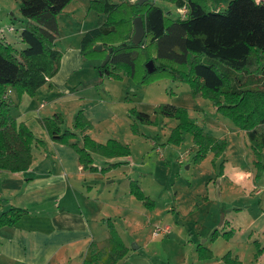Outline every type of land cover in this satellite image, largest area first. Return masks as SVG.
Here are the masks:
<instances>
[{"label": "rangeland", "instance_id": "obj_1", "mask_svg": "<svg viewBox=\"0 0 264 264\" xmlns=\"http://www.w3.org/2000/svg\"><path fill=\"white\" fill-rule=\"evenodd\" d=\"M90 1L71 0L69 7L58 12V34L54 40V44L57 40L56 49L59 50L60 45H70L71 40L79 42L80 45L85 32L82 35L73 33L82 29V26L95 29L103 24L105 15L93 8L90 10ZM121 1L124 0H108L115 4ZM213 1L221 9L228 2L208 0L210 7H213ZM150 2L160 7L169 3L163 0ZM73 6L76 10L72 13ZM183 7L178 4L179 15L184 13ZM87 12L91 14L83 24ZM97 14L103 19H100L99 26ZM26 23L20 13L19 0H0V27L11 25L16 29L11 34H15L17 38L8 34V39L16 51L26 47L20 38L21 29ZM3 35L0 40L7 42L5 34ZM97 45L99 43L93 48L96 49ZM103 59L99 54L82 57L81 70L71 78L74 80L71 94H75L73 97L77 98L76 102L54 105L50 96L44 93L51 89L47 81L36 89L42 87L43 91L35 96V105L39 106L43 102L45 106H52L49 118L59 116L62 130L73 129L74 119L80 114L91 124L85 131L90 138L104 142L115 139L130 147L129 161H103L104 171H92L105 173L103 184L111 188L113 194L117 192L120 195L122 212L113 210L112 207L107 218L117 229V233H120L118 235L121 240L129 247L127 256L117 264H229L224 259L229 251L240 253L244 264H258L256 254L259 250L255 247L254 240L260 246L264 245V217L257 219L249 228H246V222L255 218L259 209L264 208V147L259 154L258 165L244 130L220 110L221 108H217L218 104L213 96L196 91L190 81L164 75L142 83L138 80L139 75L132 78L123 70H119L118 78L108 74L101 76L98 67ZM56 93L55 91L51 95V99L60 97L61 93ZM16 95L17 90L14 88L11 107L13 116H19L17 114L21 95ZM217 99L221 104L225 103L224 96ZM163 103L184 109L189 119L216 139L213 143L221 146L222 151L217 156L213 153L210 156L220 157L217 158V170L221 168V163L227 162L241 172L249 171V181L218 179L216 168L209 160L201 164L202 161L197 163L190 157L186 161L190 149L193 154L196 151L193 135L190 130L178 127L177 118L154 112ZM132 109L147 113L151 121L141 122L131 113ZM76 133L74 139L80 144L83 136L80 131ZM175 137H178V141L173 140ZM116 168L119 169L113 170ZM256 175L258 178L253 184ZM131 180L138 183L142 192L154 202V208L148 209V204L130 191ZM235 216H239L237 219L240 220L234 222L237 223L234 224V227H238L237 233L234 236L223 235L228 229V226L222 224L224 218L231 221L236 219ZM156 224L162 228L167 225V230L155 237L152 231ZM215 229L219 235L213 238ZM250 230L253 240L248 244L251 247L244 244V238L249 235ZM198 246L208 248L212 256L202 258Z\"/></svg>", "mask_w": 264, "mask_h": 264}, {"label": "trees", "instance_id": "obj_2", "mask_svg": "<svg viewBox=\"0 0 264 264\" xmlns=\"http://www.w3.org/2000/svg\"><path fill=\"white\" fill-rule=\"evenodd\" d=\"M19 1L20 13L27 22L20 32L26 47L16 51L11 44L0 40V169L11 172L29 167L35 138L23 122L15 120L10 109L13 103L4 94L11 87L19 96L22 93L33 96L39 86L58 72L62 54L54 45L58 34L56 16L71 0ZM163 1L183 5L186 12L173 17L150 0L142 4L91 0L90 10L104 14L106 19L99 27L85 32L80 41L81 57L99 54L104 58L109 54L108 62L98 67L101 76L118 78L119 70H123L132 78L139 75L142 83L164 75L190 81L196 91L213 96L217 108L245 131L259 165L258 157L264 147V0H228L218 10L211 9L206 0ZM136 16L142 18L145 29L142 41L137 44L131 41L132 21ZM98 43L102 46L100 50L93 48ZM149 60H153L155 68L150 73L145 67ZM220 96H224V104L217 99ZM154 112L175 117L179 120L178 127L190 130L196 146L194 162H200L208 151L215 156L222 151L221 146L213 143L216 139L189 119L184 109L163 103ZM131 113L141 122L151 121L147 113L134 109ZM59 118L54 116L41 122L53 141L74 148L84 169L104 171L93 166V153L110 158L130 154L129 147L118 140L98 143L90 138L85 131L91 124L80 114L74 119L73 129L62 130ZM76 131L83 136L81 145L74 139ZM178 137L173 140L178 141ZM129 185L130 191L148 204V209L154 208V202L138 183L131 180ZM25 213L24 209L12 207L1 213L0 225H12ZM104 221L109 247L91 242L82 264H116L126 256L127 248L112 222ZM218 235L215 229L212 237ZM223 235H232V231L227 230ZM200 251L202 258L212 256L206 247ZM224 259L229 264H240L229 253Z\"/></svg>", "mask_w": 264, "mask_h": 264}, {"label": "crops", "instance_id": "obj_3", "mask_svg": "<svg viewBox=\"0 0 264 264\" xmlns=\"http://www.w3.org/2000/svg\"><path fill=\"white\" fill-rule=\"evenodd\" d=\"M128 1L133 3L136 0ZM211 5L213 10L221 9L215 2ZM65 7H69L68 4ZM162 8L167 10L169 15L173 10V17L177 15L178 4L168 3ZM71 10L73 13L76 10L75 6ZM90 14L91 12H87L82 21L83 24ZM97 16V26H99L103 19H101L102 16L98 14ZM89 28L91 29L89 26H82V29H78L73 35H82ZM11 33L13 31L8 30L4 33L5 41L9 44L11 41L8 39V34L16 37ZM23 44L25 45V43ZM59 51L62 57L58 72L49 80L51 83L49 89H51L44 92L45 95L50 96V101L54 105L77 101V98L73 97L75 94H71V84L74 81L71 78L81 70L82 65L79 42L75 43L71 40L70 45H60ZM42 89L40 87L36 90L33 97L23 93L19 98V113L17 114L19 116H13L17 122H24L35 138L31 145L32 160L29 167L18 172L0 169V215L12 207L26 210V213L14 224L0 225V264H82L91 242H97L103 247L109 246V232L104 220L108 218L112 207L113 210L122 212L120 195L117 192L113 194L111 188H107L103 184L102 179L106 178L105 173L84 169L75 150L65 144L53 141L48 131L42 126L41 121L51 117L49 115L52 107L45 106L46 104L43 102L39 106L35 105V96L41 93ZM6 91L9 100L13 103V88L10 87ZM55 91L56 94L61 93V95L59 98L51 99V95ZM203 127L205 128V125ZM243 132L246 136L245 131ZM93 140L105 143L94 137ZM191 151L192 149H190V153L188 152L186 161L194 156ZM211 153L213 152L208 151L200 162L204 164L206 160H209L210 164L216 168L215 174L218 179L230 178V181L232 179L239 180V182L249 181V171L241 172L227 162L221 163V168L217 170V158L220 157H212ZM92 161L93 166L100 169L104 168L103 161L110 163L129 161V155L110 158L93 153ZM257 178L258 176L254 179L252 177L253 184ZM259 210V214L255 218H250V221L246 222V228L251 227L257 219L264 217V208ZM235 218L231 221L224 218L222 223L224 226H228L227 230L232 231L231 236L237 233L238 227H234V224L237 223L234 222H240L237 219L239 216H235ZM240 224L238 223V225ZM157 225L155 228L161 227ZM251 233L252 230L244 238V244L247 246H250L248 243L253 240ZM254 242L255 247L259 250L258 264H264V245L260 246L256 240ZM123 244L126 246V254H128L129 247L124 241ZM229 254L232 260L236 259L240 264H244L240 253L229 251Z\"/></svg>", "mask_w": 264, "mask_h": 264}, {"label": "water", "instance_id": "obj_4", "mask_svg": "<svg viewBox=\"0 0 264 264\" xmlns=\"http://www.w3.org/2000/svg\"><path fill=\"white\" fill-rule=\"evenodd\" d=\"M146 1H148V0H137V3L142 4ZM132 25H133V34L131 36V41L135 44L140 43L144 37V34H145V29H144L142 18L140 16L134 17V19L132 21ZM101 47H102L101 44H99L95 48L97 50H100ZM108 51L111 52V48H109ZM109 59H110V55L107 54L104 57L101 65H105ZM145 67L149 73L152 72L155 69L153 60L147 61L145 64Z\"/></svg>", "mask_w": 264, "mask_h": 264}, {"label": "built area", "instance_id": "obj_5", "mask_svg": "<svg viewBox=\"0 0 264 264\" xmlns=\"http://www.w3.org/2000/svg\"><path fill=\"white\" fill-rule=\"evenodd\" d=\"M183 12L184 13L186 12L185 7H183ZM184 13L182 15H184ZM6 30L13 31L14 30V27L11 26V25H9V26H7L5 28L0 27V38L4 36L3 34L5 33ZM7 95H8V92L6 91L5 94H4V97H6ZM166 230H167V227H164V228H161V227L160 228H155L153 230V235L154 236H158V235H160L162 232H164Z\"/></svg>", "mask_w": 264, "mask_h": 264}]
</instances>
